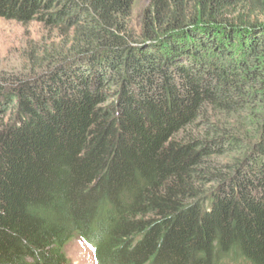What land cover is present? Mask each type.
<instances>
[{
    "label": "trees",
    "instance_id": "16d2710c",
    "mask_svg": "<svg viewBox=\"0 0 264 264\" xmlns=\"http://www.w3.org/2000/svg\"><path fill=\"white\" fill-rule=\"evenodd\" d=\"M137 2L0 0L74 30L0 75V264H264V0Z\"/></svg>",
    "mask_w": 264,
    "mask_h": 264
},
{
    "label": "rangeland",
    "instance_id": "374dc122",
    "mask_svg": "<svg viewBox=\"0 0 264 264\" xmlns=\"http://www.w3.org/2000/svg\"><path fill=\"white\" fill-rule=\"evenodd\" d=\"M147 4L148 0H138L136 3L132 14L135 25ZM44 13L40 11L31 20L23 22L0 18V75L5 79L35 78L40 67L68 53L74 30L53 26ZM240 116L244 123L250 120L246 112ZM227 119L216 117L213 121L220 123L227 122ZM243 143L247 145V140L244 139ZM65 257L69 264H95L91 250L79 239L67 244Z\"/></svg>",
    "mask_w": 264,
    "mask_h": 264
}]
</instances>
